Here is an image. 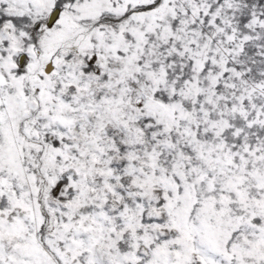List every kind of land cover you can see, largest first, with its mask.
Listing matches in <instances>:
<instances>
[{
    "label": "snow or ice",
    "instance_id": "snow-or-ice-1",
    "mask_svg": "<svg viewBox=\"0 0 264 264\" xmlns=\"http://www.w3.org/2000/svg\"><path fill=\"white\" fill-rule=\"evenodd\" d=\"M0 264H264V0H0Z\"/></svg>",
    "mask_w": 264,
    "mask_h": 264
}]
</instances>
